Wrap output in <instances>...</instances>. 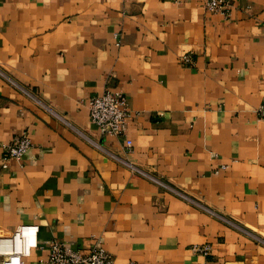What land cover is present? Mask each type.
<instances>
[{"label": "crops", "instance_id": "obj_1", "mask_svg": "<svg viewBox=\"0 0 264 264\" xmlns=\"http://www.w3.org/2000/svg\"><path fill=\"white\" fill-rule=\"evenodd\" d=\"M201 1L0 0V237L37 226L25 264L51 241L113 264H264V0L227 19ZM104 90L126 100L118 138L89 122Z\"/></svg>", "mask_w": 264, "mask_h": 264}, {"label": "built area", "instance_id": "obj_2", "mask_svg": "<svg viewBox=\"0 0 264 264\" xmlns=\"http://www.w3.org/2000/svg\"><path fill=\"white\" fill-rule=\"evenodd\" d=\"M201 2L205 12L226 19L229 17L231 0H202ZM179 63L188 64V56L182 55ZM256 114L258 118H263L264 106H259ZM88 118L100 137H120L125 131L126 121L129 118L125 97L121 93L107 90L99 96L91 97L88 100ZM30 148V141L25 135L13 138L10 143L1 148L2 167L9 159L20 162ZM125 165L133 169L128 164ZM133 171L137 170L133 169ZM138 173L144 175L141 172ZM37 231L38 228L35 225H20L8 236L0 237V264H25V260L37 248ZM191 251L206 254L209 248L208 246H192ZM44 264H113V260L110 254L99 246H93L81 252L51 241Z\"/></svg>", "mask_w": 264, "mask_h": 264}]
</instances>
